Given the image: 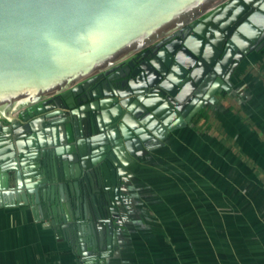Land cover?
Masks as SVG:
<instances>
[{"label": "water", "instance_id": "95a60500", "mask_svg": "<svg viewBox=\"0 0 264 264\" xmlns=\"http://www.w3.org/2000/svg\"><path fill=\"white\" fill-rule=\"evenodd\" d=\"M263 46L264 0H0V132L3 121L23 131L0 141V199L71 230L73 245L103 261L131 165L215 105ZM104 69L124 92L89 87ZM74 104L92 127L75 117L45 130L31 118ZM97 175L113 178L100 189L106 215L83 207Z\"/></svg>", "mask_w": 264, "mask_h": 264}, {"label": "crops", "instance_id": "0c3cea01", "mask_svg": "<svg viewBox=\"0 0 264 264\" xmlns=\"http://www.w3.org/2000/svg\"><path fill=\"white\" fill-rule=\"evenodd\" d=\"M232 83L131 165L103 261L5 196L0 264H264V46Z\"/></svg>", "mask_w": 264, "mask_h": 264}, {"label": "flooded vegetation", "instance_id": "af4514ba", "mask_svg": "<svg viewBox=\"0 0 264 264\" xmlns=\"http://www.w3.org/2000/svg\"><path fill=\"white\" fill-rule=\"evenodd\" d=\"M205 16H206V14L197 18V21H200ZM187 25L188 24H184L183 29L181 31H185L187 29ZM174 33H175V30H172L165 37H172L174 35ZM161 40H162V38L159 39L158 41H156V43H160ZM142 51L138 52V54L140 55L139 57L142 56ZM129 59H130V57L125 59L119 67L124 65L127 62V60H129ZM114 71H115V69L110 70V71L108 69H104V70L97 72V74H96L98 76L97 79L89 87L97 86V85H99V83L100 84L102 83V85H105V91L107 93L113 94V91L124 92L125 91L124 88L113 87L108 80V76L110 74H112V72H114ZM80 89L81 88L79 87L77 89V91ZM97 90L98 89L95 88V91H97ZM86 97H87V95H85V94L81 95L79 101L81 99H85ZM111 100L114 101L113 97H111V99L109 98L107 100V102L111 101ZM40 106H41V104L36 105L35 109H39ZM44 106H46V105H44ZM78 108H79V105H77V104H74V108H71V109L67 108L65 106H62L59 109L54 108V109L48 110L47 112L39 113L36 116L32 115L31 118L36 119V118H39L40 116H42V118L39 119V123L41 124L42 128L45 130L46 129H53V128L60 127V126H65L66 124L71 123L72 119L75 117H80L82 126H85L87 128L92 127L90 120H89L90 118H88V115L87 116L83 115L87 110L83 107H81L80 109H78ZM103 118H104V116L101 115V119H103ZM82 119H83V121H82ZM4 126L5 127L7 126L8 129H5V131L0 132V141L14 140L16 137H20L23 134V131L20 132V134H18V135H15L14 133L9 134L10 132H12V129H10L11 126L8 125L7 122L3 121L1 123V128H3ZM18 128H21V126L20 125L16 126L13 129L15 130ZM22 130H24V128ZM117 178H118V172L115 173V180ZM112 181H113V178L109 175L107 177L104 175H97V176L91 178V183H90L91 192L89 193V195H91L93 197H91V198L88 197L87 199L83 200V204H84L83 207L86 210H90L92 212H98L100 214L106 215L107 210L110 206L103 199L101 192H100V189L105 187L106 185H108V183L112 184ZM113 194H114V192H113ZM61 231H63V230H61ZM63 232L64 233H72L71 230L70 231L65 230Z\"/></svg>", "mask_w": 264, "mask_h": 264}, {"label": "trees", "instance_id": "16d2710c", "mask_svg": "<svg viewBox=\"0 0 264 264\" xmlns=\"http://www.w3.org/2000/svg\"><path fill=\"white\" fill-rule=\"evenodd\" d=\"M198 117H199V116H197V117L195 118V119H196V120H195V122H197V121H198Z\"/></svg>", "mask_w": 264, "mask_h": 264}]
</instances>
